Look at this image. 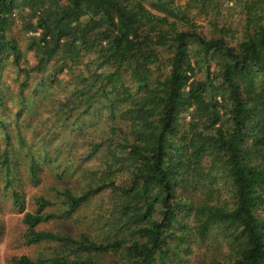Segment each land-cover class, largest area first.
I'll use <instances>...</instances> for the list:
<instances>
[{
    "label": "trees",
    "instance_id": "trees-1",
    "mask_svg": "<svg viewBox=\"0 0 264 264\" xmlns=\"http://www.w3.org/2000/svg\"><path fill=\"white\" fill-rule=\"evenodd\" d=\"M235 1L245 14L241 37L225 17L224 0H0V56L24 72L22 99L32 73H50L59 84V73L88 58L89 73L73 72L62 115L77 112L75 121L100 104L115 122L86 156L109 149L105 179L80 192L61 190L57 210L43 195L35 211H25L14 190L27 243L62 250L23 255L18 263L104 264L100 255L111 254L122 261L111 264H171L170 252L189 231L205 238L220 229L216 236L234 258L219 264H264V0ZM18 19L24 30H40L26 47L35 61L25 68L26 52L8 35ZM216 170L232 189V206L196 197L200 179ZM213 185L208 191L219 195ZM104 191L114 205L110 240L39 229L72 217Z\"/></svg>",
    "mask_w": 264,
    "mask_h": 264
},
{
    "label": "rangeland",
    "instance_id": "rangeland-1",
    "mask_svg": "<svg viewBox=\"0 0 264 264\" xmlns=\"http://www.w3.org/2000/svg\"><path fill=\"white\" fill-rule=\"evenodd\" d=\"M224 2V10L228 11L225 17L237 32L236 35L241 37L244 31V9L235 0ZM199 20L209 30L207 21L202 18ZM39 33L40 30H24L20 19L8 29V35L14 36L24 53L26 52V59L21 63L24 68L35 61L33 52L27 51L26 47L31 42L30 38ZM87 61L88 58H84L83 65L71 63L64 73H59L57 78L60 85L51 83L50 73H32L23 100L20 83L24 72L18 75V66L12 57L6 54L0 56V264H20L18 260L23 255L35 258L62 253L57 243H27L24 212L13 201L15 189L25 199V211H35L36 198L43 195L55 203L50 210H57L61 190L69 187L80 192L90 182L97 183L99 179H105L109 149L104 145L89 159L86 156L91 150L89 144L98 143L111 134L110 129L115 122L112 117L107 116L108 109L97 104L89 116L75 121L77 112L74 115L73 111L69 115H62L61 112L66 109V106L62 109V103L67 100V92L73 88V82L70 84L73 72L89 73V68L85 67ZM53 66L54 63L49 68ZM92 67L90 66L91 70ZM41 80L44 83L40 84ZM33 153L36 159L34 167ZM6 154L7 162L4 163ZM34 169L36 173L33 172ZM217 172L212 171V178L206 176L200 179L199 188L195 191L196 197L206 194L208 199L209 194V200H219L222 205L232 206V189ZM111 178L117 182L120 180L115 174ZM212 182L214 188H221L219 195L208 191ZM109 193L110 191H104L99 200L90 199L85 202L72 217L46 221L40 224L39 229L75 235L88 233L94 239L110 240V234L114 233L107 220L114 205ZM183 230H179L180 236H183ZM215 232L221 230L215 229ZM215 232H209L204 238L196 230L189 231L188 239L179 241V250L170 252L171 264H219L218 260L222 258H234L227 242L221 235L216 236ZM99 259L104 264H111L116 259L122 262L118 256L111 254L100 255Z\"/></svg>",
    "mask_w": 264,
    "mask_h": 264
}]
</instances>
